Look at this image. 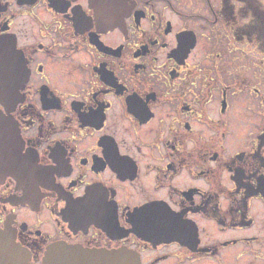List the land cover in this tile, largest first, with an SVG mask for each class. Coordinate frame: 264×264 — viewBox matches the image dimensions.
Instances as JSON below:
<instances>
[{
  "label": "flooded vegetation",
  "instance_id": "obj_1",
  "mask_svg": "<svg viewBox=\"0 0 264 264\" xmlns=\"http://www.w3.org/2000/svg\"><path fill=\"white\" fill-rule=\"evenodd\" d=\"M3 122L0 264H264V0H0Z\"/></svg>",
  "mask_w": 264,
  "mask_h": 264
},
{
  "label": "water",
  "instance_id": "obj_2",
  "mask_svg": "<svg viewBox=\"0 0 264 264\" xmlns=\"http://www.w3.org/2000/svg\"><path fill=\"white\" fill-rule=\"evenodd\" d=\"M13 131L10 123H0V153L14 140ZM41 264H140V261L125 251L105 252L55 244L48 249Z\"/></svg>",
  "mask_w": 264,
  "mask_h": 264
}]
</instances>
